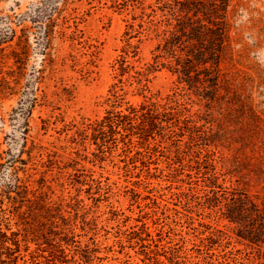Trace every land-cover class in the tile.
<instances>
[{
    "label": "rangeland",
    "instance_id": "1",
    "mask_svg": "<svg viewBox=\"0 0 264 264\" xmlns=\"http://www.w3.org/2000/svg\"><path fill=\"white\" fill-rule=\"evenodd\" d=\"M189 18L227 24L216 91L165 48ZM152 104L150 136L107 122ZM246 197L264 208V0H0V264H264L226 216Z\"/></svg>",
    "mask_w": 264,
    "mask_h": 264
},
{
    "label": "trees",
    "instance_id": "2",
    "mask_svg": "<svg viewBox=\"0 0 264 264\" xmlns=\"http://www.w3.org/2000/svg\"><path fill=\"white\" fill-rule=\"evenodd\" d=\"M199 11L196 13L197 16ZM207 26L205 23L198 19V22L188 19L187 26L180 30V35L172 34L165 42L166 50L176 57L177 66L182 68V73L189 79L192 78L191 70L197 66H203L205 76L208 77V81L212 84V87L218 88L219 79V67L222 58L223 44L227 34V24L225 21H209ZM208 32L214 34L215 38L208 39ZM45 48L50 46V31L44 40ZM17 46H20L19 44ZM177 50L180 51V55L177 54ZM16 63H21L22 56L18 52H14ZM151 107V108H150ZM143 110H146L141 117H137L136 110L131 109V116L117 115V119L109 118L108 123L110 127L119 126V124H127L130 128H136L135 124L137 120H141V125L144 127L149 125L150 133L153 130L159 128L160 122H163V116L156 109V105L151 106L143 105ZM242 209L236 205V202L227 207V218L229 221L245 226L244 239L253 243H264V208L260 209L251 199L246 197L242 202ZM262 221L263 230L259 234L253 232L254 215L255 214Z\"/></svg>",
    "mask_w": 264,
    "mask_h": 264
}]
</instances>
